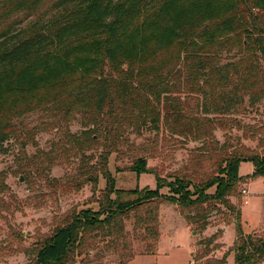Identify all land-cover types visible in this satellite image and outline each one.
Returning a JSON list of instances; mask_svg holds the SVG:
<instances>
[{"label":"trees","instance_id":"trees-1","mask_svg":"<svg viewBox=\"0 0 264 264\" xmlns=\"http://www.w3.org/2000/svg\"><path fill=\"white\" fill-rule=\"evenodd\" d=\"M38 1L0 0V105L38 93L17 109L11 102L0 107V152L12 135L19 139L13 117L51 104L62 109L63 118L77 111L84 120L80 133L65 128L54 151L77 171L76 191L90 183L85 203L98 208L72 205L53 215L48 231L36 232L24 264H102L106 253L127 264L134 257L130 236L141 242L142 254H153L161 203L176 205L199 234L213 212L222 216L224 225L198 240L202 248L195 260L225 264L228 252L221 258L210 253L234 223L235 263L254 256L264 261V239L242 230L240 192L242 183L264 178V122H244L251 114L264 117V0H58V11L46 21L19 29L6 21L7 9ZM160 117L170 135L199 144L183 165L164 175L148 164L162 155L157 145L144 149L130 139L144 129L158 135ZM217 128L222 141L214 135ZM233 129L242 130L244 140L256 139L257 146L246 145ZM18 143L23 148L26 142ZM112 153L132 155L129 170L152 174L155 187L117 188L107 169ZM243 162L252 163L250 174L240 173ZM33 171L41 175L27 163L20 169L29 183ZM99 175L105 179L102 190ZM164 187L168 194L160 192ZM9 189L1 171L0 261L31 252L14 221L20 201L13 193L4 197ZM43 196L42 202L56 201L54 192Z\"/></svg>","mask_w":264,"mask_h":264},{"label":"rangeland","instance_id":"rangeland-1","mask_svg":"<svg viewBox=\"0 0 264 264\" xmlns=\"http://www.w3.org/2000/svg\"><path fill=\"white\" fill-rule=\"evenodd\" d=\"M58 0H39L33 6L29 2L24 5H18L15 8L6 10L7 22H11L14 29H19L28 23L35 21H46L51 15L58 11ZM38 93H32L22 99L8 98L3 101L0 107H7L11 102L17 109L19 106L26 105L24 102H33L36 100ZM22 108V107H21ZM251 117L245 118L246 124L259 125L263 123L262 114H251ZM160 132L154 135V132L143 130L139 137L131 135L130 139L135 141L139 147L148 149L157 145L161 157L149 158V166L157 165L162 168V174L172 172L185 163V159L191 148L199 144L193 141L185 142L182 136L170 135L167 123L160 117ZM83 118L77 111H71L63 118L62 109L57 104H51L44 109L28 111L22 116L13 117L12 127L14 133L8 142L3 144L4 152H0V172H4L5 182L9 186L4 197L8 198L11 193L15 194L20 201L19 209L15 211V223L23 230L26 236L25 245L35 242L36 232L45 233L51 227L53 215L61 214L72 205H78L79 208L91 207L97 209L98 205L94 203H85L88 196L91 195L90 183H84L79 190H75L73 185L78 177L77 171L73 165H69L66 161H62L61 154L54 151L55 144L59 140L61 132L68 128L70 132L79 134L83 124ZM221 129L217 128L214 135L222 141L224 139ZM234 135H239L243 142L252 147L257 146V140L245 139L242 136V130L231 131ZM27 135V137H26ZM258 137V135H255ZM24 140V147H20L18 140ZM161 145V147H159ZM70 154V153H69ZM163 155H167L163 159ZM132 155L118 158L112 153L107 159V169L115 180V186L122 189H132L135 187L149 188L155 187V179L152 174L143 173L139 176L135 172L129 170L130 158ZM74 158L79 159V156ZM38 169L41 175L37 176L35 171L32 172L31 182H27L20 172L21 167L25 164ZM252 163L243 162L239 171L242 174H250L252 172ZM20 177L22 180H19ZM105 187V179L99 175L97 179V188L102 190ZM241 190V226L244 234L264 239V178L257 177L242 183ZM243 190L246 191L243 192ZM212 191V189H210ZM46 192H54L56 201L46 199L42 202L43 195ZM161 193L168 194L166 187L160 189ZM248 200V201H247ZM247 201V202H246ZM43 204V205H42ZM41 205V206H40ZM209 225L200 234L195 232V228L188 224L183 216L178 212L176 205L172 203H161L158 208V229L159 238L156 250L153 254L141 253V242L136 238H131V250L134 257L127 264H204L205 259L195 260L194 255L202 248L198 240L202 237L211 236L223 226L222 216L213 212L209 217ZM5 230V225L0 220V229ZM0 230V244L3 242L4 233ZM126 230L132 232L130 222L126 223ZM224 233L218 237L215 242H220L221 246L210 253L215 258L223 257V253H227L225 264H236L234 250H231L235 238L234 223H231L224 229ZM31 247L28 249L30 253H19L14 256L7 257L0 264H24L28 262L32 256ZM229 250V251H228ZM141 253V254H140ZM211 258V257H210ZM97 261L91 259V264H97ZM263 260L254 256L253 260L247 261L245 264H263ZM102 264H118L115 256L112 254L105 255Z\"/></svg>","mask_w":264,"mask_h":264},{"label":"crops","instance_id":"crops-1","mask_svg":"<svg viewBox=\"0 0 264 264\" xmlns=\"http://www.w3.org/2000/svg\"><path fill=\"white\" fill-rule=\"evenodd\" d=\"M252 170H253V168H252ZM240 173H241V172H240ZM241 174H242V173H241ZM242 175H246V174H242ZM262 178H263V177H262ZM248 181L250 182V181H251V179H249ZM245 193H246V191H245ZM247 201H248V200H247ZM247 201H246V202H247Z\"/></svg>","mask_w":264,"mask_h":264},{"label":"water","instance_id":"water-1","mask_svg":"<svg viewBox=\"0 0 264 264\" xmlns=\"http://www.w3.org/2000/svg\"><path fill=\"white\" fill-rule=\"evenodd\" d=\"M19 180H22V178L20 177V179Z\"/></svg>","mask_w":264,"mask_h":264},{"label":"built area","instance_id":"built-area-1","mask_svg":"<svg viewBox=\"0 0 264 264\" xmlns=\"http://www.w3.org/2000/svg\"><path fill=\"white\" fill-rule=\"evenodd\" d=\"M243 192H245V190H243Z\"/></svg>","mask_w":264,"mask_h":264}]
</instances>
